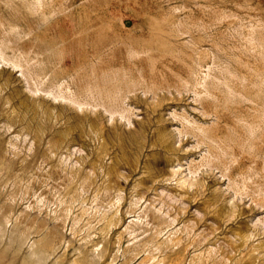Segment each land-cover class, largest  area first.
Instances as JSON below:
<instances>
[{
    "label": "rangeland",
    "instance_id": "1",
    "mask_svg": "<svg viewBox=\"0 0 264 264\" xmlns=\"http://www.w3.org/2000/svg\"><path fill=\"white\" fill-rule=\"evenodd\" d=\"M23 1L0 0V39L14 36L16 43H9L18 47L15 52H4L23 65L14 72L26 86L42 91L50 87L59 90L63 83L61 88L67 93L89 102L78 112L103 122L122 177L113 182L115 189L111 192L96 194L83 189L82 198L76 203H61L62 196L57 191L63 180L57 176L69 175L66 171L52 172L42 159L35 178L22 186L0 178V264H78L88 235L91 241H102L100 250L108 239L119 236L120 251L115 264H158L162 251L153 246L142 248L156 225L163 229L162 239H181L187 247V264H249L248 256L241 254L236 241L241 231H247L252 234L249 244L264 250V139H256L254 148L241 152L223 167L225 176L220 168L214 170L213 176H188L194 183L190 190L174 191L184 176L168 173L163 161L165 153L159 150L156 137L153 106L163 100L176 103L165 112V118L169 124H176L171 128L180 147L184 142L196 143L190 133L180 136L175 129L183 121L189 125L184 117L197 120L194 125L204 119L207 123L217 122L215 114H203L202 100L212 97L206 92L197 95L196 90L201 87L194 85L196 81L207 85L216 81L227 91V83L233 84L234 78L245 75L248 82L253 76L252 87L260 88L264 97V0H42L57 3L58 9L50 21L57 20L62 9L81 12L76 29L78 37L86 40L80 49V60L96 59L97 67H113L135 81L129 89L118 90L113 117L96 93L81 92L78 75L53 83L54 71L46 60L51 51L42 50L36 40L48 23L42 21L39 12H27L20 7ZM12 26L14 30L10 32ZM173 52L184 56L193 69L191 82L181 94L156 89L178 67L171 57ZM254 68H258L259 74ZM238 98L242 99L235 100ZM60 103L69 104L55 100V104ZM172 111L178 116L174 117ZM231 111H224L228 118ZM140 122L149 125L144 132ZM262 130L258 128L256 133ZM0 132L7 143H15L13 152H38L32 136L18 132L15 126L9 128L2 122ZM201 150L206 152L204 144L196 149L197 159ZM69 152L75 167L82 166L83 158L89 156V150L80 142ZM67 153L65 149L64 155ZM183 163L181 170L185 173L188 164L186 160ZM240 164L245 167L244 175L231 176ZM144 170L148 172L143 174ZM104 171L95 174L100 184L109 182ZM149 174L156 179L154 184L148 182ZM145 185H149L147 189ZM138 197L141 200L135 203ZM222 201L226 202L223 208L219 206ZM83 209L92 218L117 212L120 223L105 237L102 222L87 225L86 220L75 221ZM55 212L64 213L65 218L52 228L59 236L56 248L37 254V247H48L50 231L41 222L32 223V219ZM139 214L150 225H135L132 219ZM244 217L247 225L241 226ZM123 224L131 226L130 231ZM255 264H264V253Z\"/></svg>",
    "mask_w": 264,
    "mask_h": 264
},
{
    "label": "bare ground",
    "instance_id": "2",
    "mask_svg": "<svg viewBox=\"0 0 264 264\" xmlns=\"http://www.w3.org/2000/svg\"><path fill=\"white\" fill-rule=\"evenodd\" d=\"M20 7L27 12H39L42 21L48 23L46 30L37 34L36 40L42 50L51 51L46 60L54 71L53 83L58 82V79L61 78L78 75L81 79V92L96 93L105 101L103 105L108 107L107 109L113 117L119 100L118 90L129 89L135 81L129 78L126 73H121L113 67H97L94 63L96 59L80 60V49L86 40L84 37H78L79 31L76 29V24L81 19V12L76 10L66 12L62 9L60 17L55 21H50L51 16L58 9L55 1L45 3L42 0H25ZM13 30L12 26L9 31ZM155 35L157 39L160 37L157 33ZM12 41L16 43L14 36L11 35L0 39V65L2 64V68H0V127L3 122L9 128L15 126L18 132L31 135L33 143L38 147V152L34 154L13 152L15 143L12 141L7 143L0 132V178L11 180L22 186L26 181L29 182L35 178L36 167L44 160L48 162L52 172L66 171L69 175L57 176L63 180V185L57 191L62 196L61 203H76L82 196L83 189H91L96 194L111 192L115 189L113 182H117L122 175L116 166L114 151L108 144V132L105 125L97 118L80 115L78 108L89 104V102L81 101L67 93L64 88H61L63 83L60 84L59 90L50 87L42 91L31 85L26 86L14 72L16 68H23L22 63L17 58L7 56L4 52L6 49H12L14 52L18 49L17 46L9 43ZM171 50L174 51V49ZM171 57L178 67L173 68L166 80L156 85V89L181 94L191 82L190 77L193 74V69L188 65L184 56L173 52ZM254 70L257 74L258 68H254ZM21 71L24 76H27L26 71L23 69ZM249 78L248 82L245 81L247 79L245 75L234 78L233 84L227 83L229 87L227 91H224L216 81L210 82L209 85L202 81H196L194 85L201 87L196 90V94L201 95L206 92L212 97V99L207 97L202 100L203 114H215L217 122L207 123L208 121L204 119L202 123L194 125L198 122L197 120L184 117L189 125L183 121L182 126H177L175 129L180 136L190 133L196 139V143L192 145L189 142H184L182 146L177 147V135L171 128L176 124H169L165 118V112L176 106V103H164L163 100L160 104L157 103L153 106V113L156 117V137L159 139V150L165 153L163 161L168 173L174 174V176L177 174L184 176L178 182V189H174V191L180 189L188 192L190 190L194 183L188 176L201 174L213 176L214 170L219 168L222 170V176H225L223 167H227L233 158L235 159V156L241 155V152L254 148V145L257 144L256 139H264V97L260 95V88L252 87L255 85L253 76ZM39 92L41 93L38 95ZM236 97H242L244 100L241 98L235 100ZM58 99L68 101L69 104H55V100ZM243 101L247 103L244 106H239ZM226 109L232 110L228 114L229 118L224 112ZM172 114L174 117L178 116L175 111H172ZM139 126L143 132L149 127L141 122ZM258 128L263 129L260 134L256 133ZM78 142L89 150V156L83 158L82 166L75 167L74 162H70L71 153L69 151ZM202 144L206 146V152L201 150L197 159V156L195 157L196 149ZM65 149L68 152L66 155H64ZM151 149L152 146L149 147V150ZM12 153L14 156L10 155ZM183 160H186L188 164L185 173L181 170L184 165ZM104 169L106 175L104 177H109V182H103V185L99 183L95 174L100 170L103 172ZM244 170L245 167L241 164L235 166L231 176H243ZM147 172L142 171L143 174ZM147 176H149L148 182L154 184L156 179L150 174ZM148 186L145 185L144 188L147 189ZM214 190L217 191L218 188L215 187ZM140 200L141 197H138L135 203ZM219 206L225 207L226 202L222 201ZM64 219V213L57 212L45 217L39 215L33 217L32 223L41 222V226L50 231L48 247H37L35 251L37 254L44 253L45 249L47 251L55 250L59 236L52 228L59 226ZM245 219L244 217L241 220V226L247 225ZM77 220H86L87 225L94 221L102 222V231L105 237L120 223L117 212L92 218L85 209L75 218V221ZM132 221L135 225H150L149 220L140 214ZM130 227L125 225L124 228L128 231ZM153 228L155 229L153 235L148 238L142 248L153 246L160 249L162 255H160L161 259L158 264H187V247L181 239L164 240L161 238L163 229L159 225ZM134 231L135 229L131 230V232ZM251 236V233L241 231L236 242L237 249L241 254L248 256L249 264H255V260L263 255L264 250L249 244ZM91 239V235L84 238V249L80 252L76 263L86 264L93 261V264H115V256L120 251L119 236L108 239L102 250L99 249L102 241H91Z\"/></svg>",
    "mask_w": 264,
    "mask_h": 264
}]
</instances>
